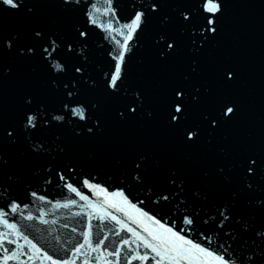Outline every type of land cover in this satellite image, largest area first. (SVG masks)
I'll use <instances>...</instances> for the list:
<instances>
[{"label":"water","instance_id":"1","mask_svg":"<svg viewBox=\"0 0 264 264\" xmlns=\"http://www.w3.org/2000/svg\"><path fill=\"white\" fill-rule=\"evenodd\" d=\"M218 2L214 32L207 30L201 0H22L18 9L0 4V136L13 148L10 154L34 159L87 197L76 206L63 190L44 191L55 202L44 217L36 212L38 226L27 239L31 252L13 264H51L45 255L62 264L70 247L54 242L51 223L82 227V221L72 218L74 211L49 220L50 214L64 204L93 208L103 198L93 195L99 189L108 197L122 192L140 212L229 264H264V0ZM137 13L142 23L112 88L117 41L123 42L124 25ZM177 100L183 108L178 123L171 120ZM227 107L233 111L226 114ZM249 161H255L251 174ZM84 184L90 186L86 194ZM11 199L29 203L12 189L3 201ZM145 224L134 211L127 228L148 238ZM94 230L109 233L101 225L89 232ZM130 235L127 229L111 233L110 246L100 244L95 252L96 245L85 246L75 264H112L109 252L117 249L123 251L120 264L131 252L149 255L139 264H155L150 250L123 245Z\"/></svg>","mask_w":264,"mask_h":264},{"label":"snow or ice","instance_id":"2","mask_svg":"<svg viewBox=\"0 0 264 264\" xmlns=\"http://www.w3.org/2000/svg\"><path fill=\"white\" fill-rule=\"evenodd\" d=\"M67 2V0H65ZM0 4L7 5L8 7L12 9H18L22 5V0H0ZM151 7L155 10L156 3H153ZM201 7L202 11L207 14V20L209 28L208 31H215L214 28V16L221 10V5L218 2V0H201ZM96 12H99L100 9H95ZM107 10L105 11L104 15H107ZM143 19L142 13H137L132 19L131 23L125 24L124 28L127 29V34L124 35V33L120 32L119 29H116L117 33L120 35H124V40L121 43L120 41H117L120 47V51L118 54L114 55V59L116 61L114 72L111 74L110 77V87L117 88L118 87V81L121 78V72H122V65L125 59V52L128 47V42L132 39L133 33L136 32V30L141 26ZM185 19H187V16H185ZM93 23H96L95 19H93ZM107 29L112 30V25L109 23L107 24ZM36 36H40L41 34L37 32L35 34ZM80 35H84V33H80ZM53 48L55 47V41H52ZM3 44H0V47H3ZM6 47H11V43L7 42ZM167 47L171 49L173 47L172 44H167ZM32 49L29 48L28 52H31ZM45 52H48V49H45ZM51 53L49 52V56ZM57 68H60V65H57ZM77 72H80L81 69L77 68ZM228 77H231V73L227 74ZM69 96L72 95V92L68 93ZM176 95L178 97L182 96V93L180 91H177ZM233 109L231 107H227L226 114L231 113ZM174 115L171 116V120L173 122H179L180 117L183 114V108L180 100H177L175 109H174ZM81 119H84L83 114L80 116ZM35 117L29 116L28 122L29 125L32 127H35L36 124L34 123ZM56 119H61V117H56ZM213 125L215 124V121L212 122ZM8 135H12L11 132L8 133ZM195 133L193 131H189L187 133V138L191 139ZM255 161H249L250 167L248 168V172L252 173V167L251 165H254ZM71 191L76 192L75 188H72ZM99 191L103 192V189H99ZM77 195L79 193L77 192ZM105 196L109 199L110 207H116L118 211H123V208L120 207L121 204L127 205L129 208H132L139 217H141L143 220H147L151 222L152 225H155L154 227H150L148 224L144 225V231L147 232L148 238H145L144 236H141L140 233L136 232L134 229L127 228V225H125L119 218L116 216H112V219L116 221L117 224H120L122 229H127L129 232H132V239L131 241L128 239H125L123 241L124 246H128L130 243L137 244V247L142 246L144 249L150 250L151 253L155 254V257H158V259L155 260V264H229V261H227L224 257V255L221 254H215L213 251H210L206 249L205 247H202L198 243H194L190 239H186L183 235H180L178 232L173 231L171 227H165L162 223H159L158 221L153 220L151 216H147L145 213L140 212L138 208H135L134 205H131L128 203V201L124 198V194L122 192H114L112 193L111 197H108V194L105 193ZM81 200H86L87 197L80 196ZM64 207H68L67 204L63 205ZM92 207H95L94 205H90ZM13 211H15V206L13 207ZM28 219H32V217H28ZM0 222L3 223L4 227L11 230L13 235H17L16 232V226L14 224H9L7 220L3 218V214L0 213ZM133 223H137L136 220H133ZM190 223V221H189ZM119 235V233H117ZM7 233L0 234V249H3L4 255L2 257V260H0V264H8L10 260H18L19 255H24L23 252V246L21 247V251L18 254L15 251H12L11 254H9V250L4 247V242L6 241L9 244L15 243L13 240H9ZM28 244H31L30 241H27V238H24ZM84 241L85 244H87L89 247H92L91 240H90V232L84 234ZM138 242V243H137ZM103 241H100L96 247H92V251H97V249L100 247V244H102ZM85 244H81L80 248L76 249V252L79 253L82 248L85 247ZM32 248L36 250L37 253L40 252V249H36L35 245H32ZM120 249H117L115 253H109V255H116L117 257L120 255ZM32 257H29L31 259ZM149 255L146 253L144 255H141L139 252H136L135 255L131 257V259L128 260L127 264H132V260H139V261H147L149 260ZM43 259H47L51 261V264H57V261L52 260L50 256L45 255ZM65 264H75L74 261H65ZM106 264H111V262H106Z\"/></svg>","mask_w":264,"mask_h":264}]
</instances>
